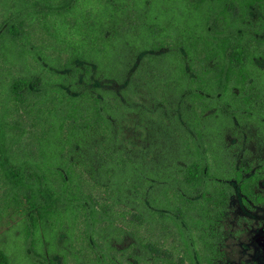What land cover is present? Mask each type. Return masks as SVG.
<instances>
[{"label": "trees", "instance_id": "trees-1", "mask_svg": "<svg viewBox=\"0 0 264 264\" xmlns=\"http://www.w3.org/2000/svg\"><path fill=\"white\" fill-rule=\"evenodd\" d=\"M0 4V264H227L231 196L264 204L234 151L264 145V0Z\"/></svg>", "mask_w": 264, "mask_h": 264}, {"label": "rangeland", "instance_id": "rangeland-1", "mask_svg": "<svg viewBox=\"0 0 264 264\" xmlns=\"http://www.w3.org/2000/svg\"><path fill=\"white\" fill-rule=\"evenodd\" d=\"M1 8L2 6L0 4V10ZM45 43L47 47H49V45H51V40L47 39ZM115 87L119 88L118 85H115ZM18 119H21V115L18 116ZM23 122L27 126L28 121L25 118ZM8 132L11 134L10 130ZM13 132L16 133L15 130ZM227 140L230 144H234L237 142L238 137L233 136L232 133L229 132L227 134ZM15 144L16 143L13 145ZM18 144L21 145L22 148L30 146L29 142H25L24 140L18 141ZM239 149V151H234L239 153V157H242L241 160L251 159L253 157L250 156H260L264 153V145L258 140L254 128L249 127ZM247 151H250L249 156H245L244 154V152ZM1 175L3 176V173L0 168V178ZM0 183V204H3L5 191L10 189L11 186L9 182H6L2 178ZM234 183L238 184L235 181ZM258 192L264 194V180L260 182ZM243 217L249 219V222H247L249 228L246 232L240 233L243 229V224H240ZM224 225L227 235L224 248L227 264H264V232L259 233L260 226L264 229V204H257L247 199L240 186H238L231 196V203ZM3 228L4 227L0 228V231H2ZM15 238L16 237L13 235L11 240L13 241Z\"/></svg>", "mask_w": 264, "mask_h": 264}, {"label": "flooded vegetation", "instance_id": "flooded-vegetation-1", "mask_svg": "<svg viewBox=\"0 0 264 264\" xmlns=\"http://www.w3.org/2000/svg\"><path fill=\"white\" fill-rule=\"evenodd\" d=\"M245 226L247 227V229L249 228V226H248V223L247 222H245ZM264 232V229H263V227H259V233H263Z\"/></svg>", "mask_w": 264, "mask_h": 264}]
</instances>
